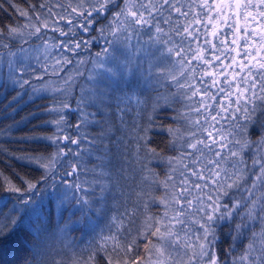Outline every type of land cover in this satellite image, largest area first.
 I'll return each mask as SVG.
<instances>
[{"label": "snow or ice", "instance_id": "snow-or-ice-1", "mask_svg": "<svg viewBox=\"0 0 264 264\" xmlns=\"http://www.w3.org/2000/svg\"><path fill=\"white\" fill-rule=\"evenodd\" d=\"M115 2L73 0L67 6L60 4L61 11L55 13L48 5L40 3L32 10L27 31L17 26L0 32V50L8 47L11 51L21 42L29 45L28 49L20 48L23 58L19 62H8L10 77L19 76L13 83L21 87L27 85L34 95L59 91L65 97L60 106L54 103L45 109L51 119L43 126H52L51 136L18 140L26 143L43 141L53 148V152L47 157L30 158L38 160L39 167L44 169L36 182L26 181L24 189L11 181L0 183L8 193H20L7 216L0 212V217L7 221L0 223V239L8 237L21 223V213L35 205L34 192L47 184H67L65 178L69 176L74 178L70 185L72 197L66 194L65 200L78 203L82 212L86 210L96 214L103 211L91 199H85L94 195L96 189L92 183L80 178L107 168L111 161L112 148L108 141L115 140L112 132L114 122L110 124L108 119H97V114L105 116L104 109L116 101L114 115L123 125L127 109L131 107V97L113 100L99 87L97 81L101 79L102 72L116 76L113 69L105 66L102 57H108V48L115 43H123L128 48L132 36L143 26H148L154 29L156 40L167 46V53L178 58L175 64L184 79L177 80L174 73L167 75L176 81L177 88L185 89L182 95L190 102L186 107L198 113L203 122L194 120L186 133L168 129L175 153L169 157L159 156L156 149L150 147L149 127L137 129L135 123L131 125L137 131L130 144L136 147L128 155L138 149L140 169L137 179H142V184L163 189V194L153 196L150 203L162 206L164 211L162 216L148 215L145 211L144 224L134 233L124 227L121 217H113L117 235L108 239L117 243L108 250L105 240V250L115 251L118 255L122 253L115 264H141L144 258L140 255L138 241L143 239L147 241L144 252L152 253L153 257L144 260V264H264V134L259 140L251 139L249 135L253 124H258L264 133V0H123L124 7L106 28L100 29L98 37L83 38L96 16ZM22 15L27 17L29 14ZM51 16L60 20L67 17L66 26L61 27L55 20L50 24ZM45 29L67 39L57 42V38L49 37ZM31 37H35V42ZM101 40L106 47L89 61L92 72L85 78L91 88L75 101L76 108L72 111L76 119L71 120L65 112L71 88L67 74L60 79L68 84V88H53L45 76L49 71L58 74L65 65L73 64L70 54L77 57L74 66L79 71L78 66L84 63L83 57L92 55L90 45ZM131 47L124 65L125 72L131 74L134 70L143 69V73L151 74L153 59H148L145 67L137 62L141 55L139 45ZM12 55L18 57L19 54L12 52ZM143 55L150 57L151 54ZM31 59L36 65H41L35 72L32 71ZM34 77L42 87L32 83ZM177 102H180L179 97ZM89 106H95L97 112L87 111ZM258 109L260 120L255 116ZM181 119L187 121L189 117L182 115ZM152 123L154 121L149 119L148 124ZM17 126L13 124L4 130V134L14 132ZM93 127L95 135L91 134ZM213 130L217 135H213ZM121 131V127L115 126V132ZM128 135V132L124 133L125 138ZM120 144L123 145V139ZM93 158L98 163L90 168L88 165ZM153 159L165 165L162 180L152 171ZM137 160L129 163L130 169ZM119 179H124L123 175L118 177L117 183ZM85 184L87 187L83 186ZM96 184L102 194L108 191L107 184L99 176ZM136 195L140 198L149 192L141 187ZM100 200H103V195ZM148 207V204H143L145 210ZM124 212L130 221L135 220V207L125 208ZM87 220L90 221V217ZM226 220L233 222L235 235L231 237L229 251L221 256L216 251L218 237L215 228ZM57 230L66 232L67 225L63 229L58 225ZM31 231L36 243L32 245V260L27 259L25 264H45L43 248L49 235L46 222L36 223ZM151 237L158 238L157 244L152 243ZM245 240L248 241L246 247L242 243ZM108 264H114L112 258Z\"/></svg>", "mask_w": 264, "mask_h": 264}, {"label": "trees", "instance_id": "trees-1", "mask_svg": "<svg viewBox=\"0 0 264 264\" xmlns=\"http://www.w3.org/2000/svg\"><path fill=\"white\" fill-rule=\"evenodd\" d=\"M70 2H73V0H0V32L17 26H22L27 31L26 26L33 14L32 10L40 3L48 5L55 13L61 11L60 4L67 6ZM122 7H124L123 0H116L114 4H110L107 11L96 16V19L88 25L90 31L85 32L83 38L92 37L95 39L98 37L100 29L106 28L113 16ZM22 13H28L29 15L26 17ZM66 19L60 20L57 16H51L49 17V23L51 24L55 20L61 27H65ZM44 31L47 32L49 37H56L57 42L67 39V37H61L59 33H53L48 29ZM150 33L152 34L150 35ZM104 34L107 35V31ZM30 39L35 42V37ZM48 43H51V40ZM128 45L129 47L125 48L123 43H115L108 48V57H102V59H104L106 67L115 71L116 76L106 71L102 72V77L97 83L113 100L118 97L130 96L131 107L127 109L123 125H120L119 120L114 115L117 111L116 101H113L110 107L104 109L105 116L97 114V119H108L110 124L114 122L112 132L115 135V140L108 141L109 146L112 148L111 161L107 168L98 169L96 173H89L80 178L92 183L93 188L96 189L94 195L85 197V199H91L93 204L99 205L103 211L96 214L86 210L82 212L78 203L65 200L66 194L69 198L72 197L70 185L74 178L71 176L65 178L67 184L45 185V187L40 188V191L33 193L36 203L28 211L21 213L23 218L17 228L8 237L0 239V264H25L27 259L32 260V245L36 241L33 239L31 227L38 222H46L49 231L46 245L43 248L45 264H108L110 258L113 259L115 264L116 260L121 259L122 253L118 255L115 251H106L104 247L105 240H107L106 247L108 250H111L117 243L108 239L109 236L117 235L114 226L115 221L112 218L121 217L124 221V227L129 228L134 233L137 227L144 224L145 211L148 215H163L164 209L162 206L150 203L153 196L158 197L163 194V189H156L154 186L150 187L142 184V179H137L140 169L137 160L139 152L137 149V151L132 152L131 156L128 155L129 151L136 147L131 145L130 141L140 126H147L150 129L148 132L150 147L156 149L159 156L169 157L175 153L168 129H179L181 132L186 133L194 120L200 119L203 122V118L186 107V104L190 102L182 95L185 89L177 88L176 81L167 75L168 73H174L177 80L184 79L179 74V66L175 64L178 58L170 56L166 51L167 46L156 40L154 29H150L148 26L142 27L128 41ZM133 45H139L138 50L141 52L138 63L147 67L146 61L150 58L153 59L151 74L143 73V69L134 70L131 74L125 72L124 65ZM21 47L28 49L29 45L21 42V44L12 47L11 51L8 47L0 50V183L7 180L24 189L26 181L36 182L41 178L44 171L39 167L38 160L30 158L47 157L53 152V148L43 141L26 143L18 140L23 137L51 136L53 134L52 126H43L47 120L51 119L45 109L54 103L56 106H60L65 97L59 91L37 92L34 95L32 88L27 85L21 87L19 84L13 83V80L19 79V76L10 77L8 62H19L23 58V53H20ZM33 47H35V43ZM105 47L106 44L103 40L98 44L90 45L92 55L83 57L84 63L78 66L79 71H77V66H74L77 57L75 54H70L73 64L65 65L63 71L58 74H52L49 71L48 75L45 76V80L52 82L53 88H68V84L60 79V77L67 74L71 88L66 98L68 108L65 109V112L71 120L76 119V114L72 111L76 108L75 101L79 100L80 96L86 94L91 88V85L85 79L92 72V64L89 61L94 60L96 52ZM12 52L18 53V57H14ZM143 53L151 55L149 57L143 55ZM30 62L34 65L33 72L41 68V65H36L34 59H31ZM32 83L38 88L42 87L35 77ZM178 97L180 102H177ZM153 106H155V111H153ZM121 107H124V105L121 104ZM86 110L97 112L95 106H89ZM182 115H187L189 119L187 121L181 119ZM255 116L257 120L261 119L259 109ZM149 119L154 123L148 124ZM133 123L137 125V129H132L131 125ZM13 124L18 125L14 132L5 135L4 130L10 128ZM115 126L121 127L122 131L115 132ZM217 128H219V125H217ZM224 130L226 132L227 128ZM125 132L129 133L126 138L124 137ZM91 134H96L95 127L91 130ZM262 134L264 133H262V129L258 124H253L249 129L251 139L259 140ZM213 135H217L215 130H213ZM121 139H123V145L120 144ZM121 153L124 154L123 158ZM139 159H143V157L139 156ZM133 160H137V162L132 163L130 169L128 165ZM96 163L98 161L93 158L88 166L90 168L94 167ZM152 171L157 174L159 179H164V164L153 159ZM121 175L124 179H119L117 183V179ZM97 176L108 186V191L103 194L97 187ZM56 179L57 181L60 180L59 177ZM83 186L87 187L86 184ZM141 187L146 188L149 195H141L138 198L136 192ZM89 191L91 192L90 189ZM19 195L20 193H8L6 187H0V201H2L0 212H3L4 216L9 214ZM77 195H80V193L77 192ZM101 195H103L102 201L100 200ZM227 202L231 206V202ZM143 204H148L149 207L145 210ZM132 207L136 208L134 221H130L129 216L125 215L124 212L125 208ZM169 214L171 215V213ZM88 217H90V221L87 220ZM77 221L80 222L77 223ZM6 222L3 217H0V223ZM58 225L61 229L67 225V231H58ZM233 226L231 220L221 221L216 225L215 230L218 237L216 251L221 256H225L232 244L231 237L235 235ZM256 231L258 232L259 229H256ZM151 241L153 244H157L158 238L151 237ZM247 242V240L242 242L244 247L247 246ZM138 243L140 244V255L144 260L153 258L152 253L144 252V245L147 241L140 239ZM240 250L243 251V248ZM144 260L141 261V264H144Z\"/></svg>", "mask_w": 264, "mask_h": 264}, {"label": "rangeland", "instance_id": "rangeland-1", "mask_svg": "<svg viewBox=\"0 0 264 264\" xmlns=\"http://www.w3.org/2000/svg\"><path fill=\"white\" fill-rule=\"evenodd\" d=\"M143 28H144V26H143ZM92 223H94V222H92ZM90 228L92 229V226ZM56 237H58V236H56Z\"/></svg>", "mask_w": 264, "mask_h": 264}, {"label": "bare ground", "instance_id": "bare-ground-1", "mask_svg": "<svg viewBox=\"0 0 264 264\" xmlns=\"http://www.w3.org/2000/svg\"><path fill=\"white\" fill-rule=\"evenodd\" d=\"M47 226V225H46ZM49 229V228H48ZM53 231V230H52ZM52 233V232H51Z\"/></svg>", "mask_w": 264, "mask_h": 264}]
</instances>
